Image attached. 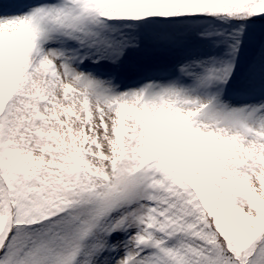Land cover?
<instances>
[{"label": "snow or ice", "instance_id": "obj_1", "mask_svg": "<svg viewBox=\"0 0 264 264\" xmlns=\"http://www.w3.org/2000/svg\"><path fill=\"white\" fill-rule=\"evenodd\" d=\"M0 264H264V0H0Z\"/></svg>", "mask_w": 264, "mask_h": 264}]
</instances>
